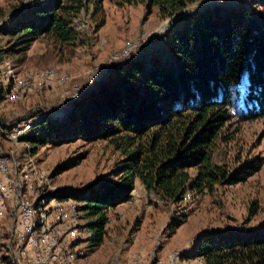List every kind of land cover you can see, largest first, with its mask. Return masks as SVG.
Masks as SVG:
<instances>
[{"label": "trees", "instance_id": "16d2710c", "mask_svg": "<svg viewBox=\"0 0 264 264\" xmlns=\"http://www.w3.org/2000/svg\"><path fill=\"white\" fill-rule=\"evenodd\" d=\"M104 1L143 3L148 10L156 8L162 19L199 2L39 0L1 31L9 42L0 47V58L23 54L43 35L73 43L75 18L90 5L94 13L101 12ZM164 37L171 60L155 52L148 59L115 63L105 79L72 100L64 122L43 118L24 136L31 153L39 145L83 139L107 140L122 154L116 181H97L59 195L78 200L91 217V249L102 243L108 210L130 199L137 180L147 192L179 203L188 193L202 195L242 181L259 167L249 163L231 171L215 156L228 123L264 117V0L185 14L172 21ZM5 94L2 88L0 101ZM64 166L58 165L52 176ZM194 252L205 264H264V222L246 231L205 233Z\"/></svg>", "mask_w": 264, "mask_h": 264}, {"label": "rangeland", "instance_id": "374dc122", "mask_svg": "<svg viewBox=\"0 0 264 264\" xmlns=\"http://www.w3.org/2000/svg\"><path fill=\"white\" fill-rule=\"evenodd\" d=\"M37 1L0 0V47L9 42V37L1 31L9 27L21 11L32 9ZM45 1L40 0V4ZM251 1L199 0L172 19L160 18L156 8L148 10L143 3L117 6L104 1L101 12L94 13L90 5L75 18L73 27L78 35L73 43L60 44L43 35L23 54L3 55L0 58V90L7 87L5 73L12 80L13 76L45 68H54L66 75L67 82L37 89L14 102L0 101V150L15 153L21 165L31 162L45 170L51 186L59 192H75L97 181H116L115 170L123 157L107 140L78 139L39 145L37 151L31 153V145L23 137L11 140L7 134L17 124L28 120L34 123L41 112L59 110V104L74 85L83 91L72 100L85 95L96 82L106 78L115 63L148 59L155 52L171 60L168 37L164 36L172 21L179 17L197 14L204 8L236 6ZM72 100L62 114L49 119L64 122ZM3 125L8 128L4 129ZM222 131L225 138L218 141L215 159L225 163L231 171L249 163H259L256 171L237 183L217 185L211 193H188L179 203L164 201L147 192L137 180L130 199L108 210L106 233L97 248L90 247L92 230L87 225L91 217L83 211L81 222L85 227L80 234V246L86 256L79 262L167 264L169 254L178 250L184 264H202L203 259L194 252L201 235L259 227L264 222V117L232 121ZM62 164L65 169L52 176V171ZM247 170L250 171V167Z\"/></svg>", "mask_w": 264, "mask_h": 264}, {"label": "built area", "instance_id": "2783aa9c", "mask_svg": "<svg viewBox=\"0 0 264 264\" xmlns=\"http://www.w3.org/2000/svg\"><path fill=\"white\" fill-rule=\"evenodd\" d=\"M5 74L7 86L11 77ZM66 82L67 76L54 68L26 72L12 77L3 101L14 102L37 89ZM82 91L74 85L59 110L41 112L35 122L59 116ZM32 125L30 120L17 124L7 137L21 140ZM62 193L51 186L45 170L31 162L21 165L15 153L0 150V264H81L80 258L86 256L80 246L83 210L78 200L59 197ZM167 264H184L181 252L172 251Z\"/></svg>", "mask_w": 264, "mask_h": 264}, {"label": "water", "instance_id": "95a60500", "mask_svg": "<svg viewBox=\"0 0 264 264\" xmlns=\"http://www.w3.org/2000/svg\"><path fill=\"white\" fill-rule=\"evenodd\" d=\"M182 13V12H181ZM178 14H180V13H176L174 16H177Z\"/></svg>", "mask_w": 264, "mask_h": 264}]
</instances>
